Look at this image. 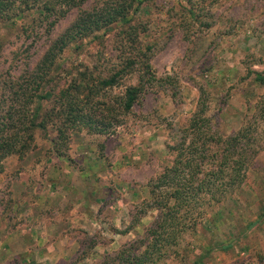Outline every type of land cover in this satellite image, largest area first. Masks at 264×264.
<instances>
[{
    "label": "rangeland",
    "instance_id": "rangeland-1",
    "mask_svg": "<svg viewBox=\"0 0 264 264\" xmlns=\"http://www.w3.org/2000/svg\"><path fill=\"white\" fill-rule=\"evenodd\" d=\"M95 1L87 0V5ZM190 8L195 18L189 15ZM74 15L72 10L52 26L49 21L54 20L53 16L49 21H40L35 10L0 17V86L10 85L11 80L30 70L50 38L62 31ZM129 19L128 24H113L102 43L89 37L78 47L65 48L51 73L53 76L59 71L56 85L67 84L76 77L77 69L83 71L84 65L89 70L97 66L94 77L111 71L119 58L135 56L139 47L149 48L151 72L160 80L145 85L138 101L129 113L120 116V125L113 131L95 134L85 127L71 132L60 160H46L58 157L51 150L50 140L55 137L51 126L46 133L36 130L35 147L28 155L4 159L0 171V264H101L106 254L141 235L156 215L152 210L140 219L136 217L141 201L149 195L147 183L172 156L166 144L175 142L179 126L196 109L199 97L205 100L214 124L227 135L242 125L248 110L250 115L258 98L264 96V85L256 78V73L264 78V0H141ZM130 24L138 29L136 41L123 34ZM134 81V75L123 78L108 91L107 99L121 94L124 85ZM43 88L48 87L44 84ZM7 93L0 87V98ZM43 104L44 108L49 106L48 101ZM256 122L259 142L264 144V118ZM253 163L248 176L253 180L247 177L218 212L185 236L181 247H185L184 257H169L162 264H233L247 259L252 252L264 253L255 249L241 253L249 250L251 242L264 239V220L249 224L255 214L248 206L256 195L254 187L262 186L264 190V166L256 172L261 174L260 184L252 176L264 158ZM46 164L57 171L46 174ZM63 167L74 173L58 174ZM47 177L59 186L73 185L79 202L87 204L90 212L89 220L79 215L74 217L73 226H66L63 232L67 248L54 257L46 249L40 250L43 240H27V248L18 234L7 233L10 222L19 220L11 215L13 210L17 212V194L28 199L30 187ZM59 190L55 196L62 193ZM81 208L78 214L85 212ZM43 214L44 218L52 217L48 211ZM55 243L59 246V241Z\"/></svg>",
    "mask_w": 264,
    "mask_h": 264
},
{
    "label": "trees",
    "instance_id": "trees-1",
    "mask_svg": "<svg viewBox=\"0 0 264 264\" xmlns=\"http://www.w3.org/2000/svg\"><path fill=\"white\" fill-rule=\"evenodd\" d=\"M140 3L141 0H96L91 5L87 0H0L1 18L35 10L40 21L54 17L49 26L75 10L73 19L50 38L33 67L11 80L10 85L0 86L4 93L8 92L0 98V171L6 157L15 155L21 159L29 154L35 147L37 129L45 133L49 126L54 129L51 150L58 157L65 154L63 149L68 146L71 132L79 128L86 127L95 134L113 131L120 125V116L129 113L138 101L145 85L160 80L151 72L148 47L137 48L135 56L119 58L116 68L97 77V66L89 70L84 65L83 71L77 69L76 77L59 86V71L51 74L65 48L78 47L81 40L89 37L102 43L113 24L130 22V14ZM188 13L195 18L194 10L190 8ZM137 32V27L130 24L123 34L136 41ZM1 49L0 44V52ZM132 75L133 83L125 84L121 94L107 99L109 90ZM256 78L264 85V78L257 73ZM45 101L49 106L44 108ZM249 112L236 131L225 135L208 114L205 100L199 97L196 109L179 126L175 142L166 144L172 156L147 183L149 195L141 201L136 217L140 219L152 210L156 215L141 235L106 254L101 264H162L169 257H184L185 247H181L185 236L195 232L203 219L218 212V207L241 189L254 159L264 150L256 125L257 119L264 118V96L258 98L250 115ZM233 264H264V253L252 252L247 259Z\"/></svg>",
    "mask_w": 264,
    "mask_h": 264
},
{
    "label": "crops",
    "instance_id": "crops-1",
    "mask_svg": "<svg viewBox=\"0 0 264 264\" xmlns=\"http://www.w3.org/2000/svg\"><path fill=\"white\" fill-rule=\"evenodd\" d=\"M263 154L264 152L258 153L254 161H260V159H263L264 156H261ZM53 158L59 160L61 159L60 157H46V160L55 161V159ZM49 164H46V174H48L50 170H55L53 166L50 167ZM64 164L66 165L67 163H62L61 166H65ZM260 165L261 167H257L255 169L256 171H254L252 174V176L255 175L254 179L256 183L258 182V184H260L259 181H261L262 179L259 178L261 174L258 173V175H256V172L263 168L264 163ZM249 170L247 172V177L250 174ZM59 172L69 173L72 171H69L68 168L63 167V170L58 169V174ZM250 179L252 178L248 177V181ZM40 181L41 182L38 185L34 186L33 188L30 187V194L28 195V199H24V196L21 197L20 194H17V198L15 200V196H13V199L17 202L15 203L14 200L12 201L13 203H15V210L17 212L15 213L13 210V214L11 215L13 216L15 214V217L19 218V220L13 223L10 222V230H8L10 232L7 233L18 234L20 236L19 239L22 240L24 247L27 248H30V245L26 246V243H28L27 240L40 241V243L41 240H43L40 250L44 251L46 249L51 257H54V254H56V252L61 253L64 249L67 248L66 244L64 243L67 235H65L63 232L67 228L66 226H73L75 219L74 217H78L79 215L81 218H87V215H90V212L88 210L89 206H86L87 204L83 205L82 202H79L81 201V198L75 194L73 185L72 187L70 185H65V183H62V186L56 185L53 181H51L50 177L43 178ZM56 181L59 182V177L56 178ZM59 189H62V191ZM58 190L62 193L55 196V192ZM254 191L256 194L254 200H252V204L248 205L249 207L251 206V208H253L255 211L254 217L249 221V224L252 225L257 223L259 224V222H262L264 220V196L261 195V193H264V190H262V186L259 188L258 186H255ZM74 195H76V201L74 200ZM259 195L261 196V199H258ZM46 201H48L47 204ZM78 207H82L81 209L85 210L86 213L81 212L80 214H78L76 212ZM44 211H48L52 217L44 218ZM60 215L63 216V219L59 218ZM87 219L89 220V218ZM21 222L25 223L24 226L22 228H16V225H20ZM56 241H59V246L56 245ZM53 243H55V245ZM249 245V250L241 252L242 254H245L246 252L248 253L251 249L264 251L263 238H258L255 243L251 242V244ZM76 251L73 253L74 255L77 254ZM56 257H61V255H56Z\"/></svg>",
    "mask_w": 264,
    "mask_h": 264
}]
</instances>
